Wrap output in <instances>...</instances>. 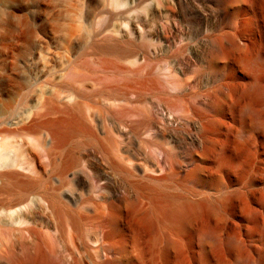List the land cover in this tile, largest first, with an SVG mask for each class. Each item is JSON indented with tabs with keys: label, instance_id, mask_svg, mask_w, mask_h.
<instances>
[{
	"label": "rangeland",
	"instance_id": "rangeland-1",
	"mask_svg": "<svg viewBox=\"0 0 264 264\" xmlns=\"http://www.w3.org/2000/svg\"><path fill=\"white\" fill-rule=\"evenodd\" d=\"M0 153V175L52 178L19 203L24 182L0 193V264H264V0H0ZM129 161L154 197L107 164Z\"/></svg>",
	"mask_w": 264,
	"mask_h": 264
},
{
	"label": "bare ground",
	"instance_id": "bare-ground-1",
	"mask_svg": "<svg viewBox=\"0 0 264 264\" xmlns=\"http://www.w3.org/2000/svg\"><path fill=\"white\" fill-rule=\"evenodd\" d=\"M240 63H242L246 69H249V70L253 69L254 65L250 64V62L245 57L240 60ZM46 103H47L46 101L42 102V104H41L42 108H44L47 105ZM249 116L253 119L257 118V115L252 111L249 112ZM32 120H34V116H33ZM70 124H71L72 128L74 127L77 131L79 130L78 132L84 136V138L86 139L85 142H87L86 146L94 145L95 147H97L101 151V153H103L102 152V150H103L102 143H101L100 139L98 140L96 137L91 136L88 133V131L85 130V128L83 126H80L81 124L76 122L75 120H74V122H70ZM27 131H29V133L32 134L31 139L33 141H35L38 145H43V142H44V133L43 132L37 131L34 126L27 128ZM69 133L70 132H63V133H56V134L54 133V134L49 135L50 146L45 148V154L48 157V159L51 158L50 154L53 151H56L57 149L64 147L69 141L72 140V136ZM72 134H74V133H72ZM6 147H7V145L3 144L1 146V149L4 150V149H6ZM113 152H114L113 155L118 158V161L122 162L123 158L121 156V148L119 145L114 146ZM2 160H3V153H0V162ZM78 161H79V157L69 155L67 157V159L65 160L64 164H65L67 169L76 170L73 172L74 175H77V177H79L82 180V182H86L88 180V175L78 168ZM49 163H51V161ZM107 164L115 173L118 172V174H120V175L123 174L122 179L124 180L125 184L129 187V189L133 192V195L135 196V198H137V197L142 198L144 195H148V196H150V198L155 196V193L157 190L155 187L151 186L150 184H148L146 182H142L140 180L128 181L124 177V175H129L130 177H135V176L140 175L142 173L143 169H141V167L139 165L130 162L131 170L126 172L121 167L119 168V166L116 165L115 163H112V162L109 163L108 162ZM143 168L148 173H154L155 172V165H154L152 160L146 159L144 162ZM39 186H40V184L36 181L34 182V181L28 180L27 182H24V184L22 185V190H20V192L15 194V198H14L15 200L14 201L16 203H19L21 200L25 201L26 198L30 195V193H34ZM39 201H44L45 203H47L43 198H41L39 196L34 197L32 199H29V202H27L25 204L23 203L22 205H19L18 207L12 209L11 213L21 211L22 208H24L28 205V203H31L34 205ZM118 202L120 205H129L130 211L132 212V214L135 216V218L137 220L144 222V223H148V224L153 223V221H154L153 218L150 217V215L145 211L143 206H141L140 204L132 205V203H129L125 197H121L118 200ZM210 211L212 213L216 214L217 208L215 206H211ZM185 212H186L185 209L182 207H180V208H170L169 207L168 209L165 210L164 218H165V220H170V221L172 220V221H176V222L184 221ZM29 264H48V263H47V260L43 256L37 254L30 261Z\"/></svg>",
	"mask_w": 264,
	"mask_h": 264
},
{
	"label": "water",
	"instance_id": "water-1",
	"mask_svg": "<svg viewBox=\"0 0 264 264\" xmlns=\"http://www.w3.org/2000/svg\"><path fill=\"white\" fill-rule=\"evenodd\" d=\"M11 177L12 178H16L22 182H25V181H36L40 184V188L43 187V185L45 184V182L51 180L52 178L50 177H46L45 179H37V178H34V177H29V176H25V175H20V174H16V173H11V172H7V173H4V174H1L0 175V180L2 181V185L0 187V193L4 192V190H6L8 187L11 186ZM39 188V189H40Z\"/></svg>",
	"mask_w": 264,
	"mask_h": 264
}]
</instances>
